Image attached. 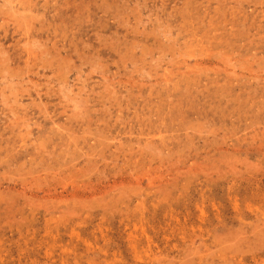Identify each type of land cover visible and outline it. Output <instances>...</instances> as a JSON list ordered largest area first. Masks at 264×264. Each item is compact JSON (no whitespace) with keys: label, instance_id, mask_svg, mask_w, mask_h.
<instances>
[{"label":"rangeland","instance_id":"rangeland-1","mask_svg":"<svg viewBox=\"0 0 264 264\" xmlns=\"http://www.w3.org/2000/svg\"><path fill=\"white\" fill-rule=\"evenodd\" d=\"M0 264H264V0H0Z\"/></svg>","mask_w":264,"mask_h":264},{"label":"bare ground","instance_id":"bare-ground-1","mask_svg":"<svg viewBox=\"0 0 264 264\" xmlns=\"http://www.w3.org/2000/svg\"><path fill=\"white\" fill-rule=\"evenodd\" d=\"M2 11V10H1ZM4 13V12H3ZM24 18V17H23ZM34 18V17H33ZM31 24V23H30ZM26 65V64H25ZM18 70V69H17ZM9 167V166H8Z\"/></svg>","mask_w":264,"mask_h":264}]
</instances>
